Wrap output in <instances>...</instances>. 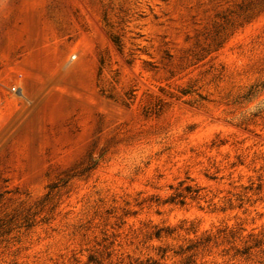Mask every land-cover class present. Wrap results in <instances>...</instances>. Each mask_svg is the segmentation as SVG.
<instances>
[{
    "label": "rangeland",
    "instance_id": "374dc122",
    "mask_svg": "<svg viewBox=\"0 0 264 264\" xmlns=\"http://www.w3.org/2000/svg\"><path fill=\"white\" fill-rule=\"evenodd\" d=\"M0 264H264V0H0Z\"/></svg>",
    "mask_w": 264,
    "mask_h": 264
},
{
    "label": "trees",
    "instance_id": "16d2710c",
    "mask_svg": "<svg viewBox=\"0 0 264 264\" xmlns=\"http://www.w3.org/2000/svg\"><path fill=\"white\" fill-rule=\"evenodd\" d=\"M179 197V193L176 195V196H174L173 198H172V201H175V199L176 198H178ZM183 201H181V203H182ZM167 233H171L170 231H166ZM161 235H162V230H158L157 232H156V236L157 237H161Z\"/></svg>",
    "mask_w": 264,
    "mask_h": 264
},
{
    "label": "built area",
    "instance_id": "2783aa9c",
    "mask_svg": "<svg viewBox=\"0 0 264 264\" xmlns=\"http://www.w3.org/2000/svg\"><path fill=\"white\" fill-rule=\"evenodd\" d=\"M16 90V89H15Z\"/></svg>",
    "mask_w": 264,
    "mask_h": 264
}]
</instances>
